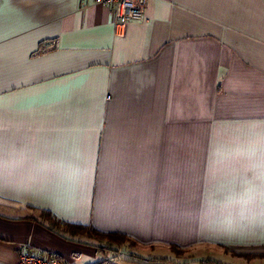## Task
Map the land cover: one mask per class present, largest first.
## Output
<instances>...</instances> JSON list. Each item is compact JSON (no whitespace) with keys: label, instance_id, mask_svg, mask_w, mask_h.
I'll use <instances>...</instances> for the list:
<instances>
[{"label":"crops","instance_id":"obj_1","mask_svg":"<svg viewBox=\"0 0 264 264\" xmlns=\"http://www.w3.org/2000/svg\"><path fill=\"white\" fill-rule=\"evenodd\" d=\"M25 247L264 264V0H148L125 27L0 0V264Z\"/></svg>","mask_w":264,"mask_h":264},{"label":"built area","instance_id":"obj_2","mask_svg":"<svg viewBox=\"0 0 264 264\" xmlns=\"http://www.w3.org/2000/svg\"><path fill=\"white\" fill-rule=\"evenodd\" d=\"M83 3L87 0H82ZM96 3L111 9L115 20L121 26L131 22L142 21L145 18L148 0H94ZM18 264H78L75 261H65L49 252H41L30 248L21 249Z\"/></svg>","mask_w":264,"mask_h":264},{"label":"rangeland","instance_id":"obj_3","mask_svg":"<svg viewBox=\"0 0 264 264\" xmlns=\"http://www.w3.org/2000/svg\"><path fill=\"white\" fill-rule=\"evenodd\" d=\"M175 252V251H174ZM189 252V251H188ZM187 251L185 252V251H182V252H180V254H177V256H175V258H177V259H182V258H189V257H191V254L190 253H188ZM114 254V256H116L117 254L114 252L113 253ZM126 254H127V256H129V257H131L134 253H131L130 251L129 252H126ZM176 254V252L175 253H173L172 255H171V257H173L174 255ZM158 255H160V260H155V261H157V262H155V264H176L175 262H169L168 261V259L167 260H163V258H166V257H168L167 256V254H165V253H160V254H158ZM119 257H121V256H119ZM118 257V258H119ZM123 257H125V256H123ZM147 259L146 258H144L143 260H141V261H143V262H147L146 261ZM175 261H177V260H175ZM77 263H79V262H77ZM147 263H149V262H147ZM121 264H132L131 262H121Z\"/></svg>","mask_w":264,"mask_h":264},{"label":"trees","instance_id":"obj_4","mask_svg":"<svg viewBox=\"0 0 264 264\" xmlns=\"http://www.w3.org/2000/svg\"><path fill=\"white\" fill-rule=\"evenodd\" d=\"M47 47H48V46H47ZM47 47L41 45V47H40V52H41V53H44V52H46V51H49V50L46 49ZM37 54H38V53H37ZM48 213H49V215H50V212H48ZM28 219H32V220H35V221L39 220V219L36 218L35 216H29ZM108 263H110L109 260H108ZM97 264H107V261H102V262L97 263Z\"/></svg>","mask_w":264,"mask_h":264}]
</instances>
